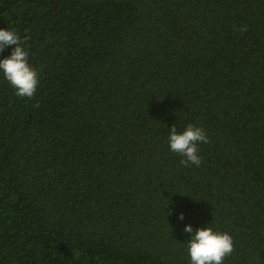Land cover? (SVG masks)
Returning a JSON list of instances; mask_svg holds the SVG:
<instances>
[{"label": "trees", "instance_id": "trees-1", "mask_svg": "<svg viewBox=\"0 0 264 264\" xmlns=\"http://www.w3.org/2000/svg\"><path fill=\"white\" fill-rule=\"evenodd\" d=\"M0 29L39 77L0 72V264H191L187 225L264 264V0H0Z\"/></svg>", "mask_w": 264, "mask_h": 264}, {"label": "clouds", "instance_id": "clouds-1", "mask_svg": "<svg viewBox=\"0 0 264 264\" xmlns=\"http://www.w3.org/2000/svg\"><path fill=\"white\" fill-rule=\"evenodd\" d=\"M246 30V27L240 29L242 32ZM23 44L24 41L15 31L0 29V54L6 48L15 46L9 57L0 59V72L16 89L17 96L34 98L39 77L37 71L29 64V53L25 51ZM167 142L172 152L183 157L180 160L182 166L199 167L202 158L198 154V145L210 141L204 128L189 124L183 131H178L176 125H173L169 130ZM178 218L181 221L185 219L182 213ZM184 232L191 234L187 241L191 264H222L223 260L234 251L233 238L227 232L213 231L209 226L200 227L194 231L191 225L185 226Z\"/></svg>", "mask_w": 264, "mask_h": 264}]
</instances>
